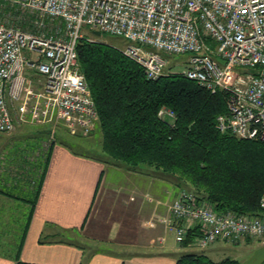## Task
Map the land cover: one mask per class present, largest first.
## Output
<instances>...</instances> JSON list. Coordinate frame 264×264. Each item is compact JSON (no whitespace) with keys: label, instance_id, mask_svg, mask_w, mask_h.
<instances>
[{"label":"built area","instance_id":"2783aa9c","mask_svg":"<svg viewBox=\"0 0 264 264\" xmlns=\"http://www.w3.org/2000/svg\"><path fill=\"white\" fill-rule=\"evenodd\" d=\"M1 2L15 7L35 29L0 20V132H12L19 124L62 123L85 135L95 129L99 115L77 49L80 40H96L81 31L88 25L128 38L123 52L149 78L164 73L161 50L189 52L181 73L213 93L223 89L227 94L220 128L264 140V0ZM159 114L175 116L165 108ZM260 206L264 211V192ZM169 209L164 222L181 245L190 232V245L202 248L264 238V214L219 211L187 188Z\"/></svg>","mask_w":264,"mask_h":264},{"label":"trees","instance_id":"16d2710c","mask_svg":"<svg viewBox=\"0 0 264 264\" xmlns=\"http://www.w3.org/2000/svg\"><path fill=\"white\" fill-rule=\"evenodd\" d=\"M77 49L99 115L94 130L100 134V153L93 157L170 177L179 186L181 181L190 183V190L219 211L264 214L260 206L264 140L240 138L220 128L218 116L227 112L223 89L213 93L181 72L149 78L139 62L102 40H80ZM161 108L173 110L175 116H161ZM52 144L39 164L40 172L19 171L14 176L9 162L0 164V254L18 264H32L21 260V250ZM11 182L14 185L9 188L19 193L5 189ZM185 240L182 247L190 245L192 232ZM176 264L241 263L232 257L214 260L203 251H191L179 255Z\"/></svg>","mask_w":264,"mask_h":264},{"label":"crops","instance_id":"0c3cea01","mask_svg":"<svg viewBox=\"0 0 264 264\" xmlns=\"http://www.w3.org/2000/svg\"><path fill=\"white\" fill-rule=\"evenodd\" d=\"M50 129L47 124H19L12 132H0V164L9 162L18 173L39 171L53 142L21 260L32 264H176L182 245L176 243L180 246L173 250L170 242L175 237L164 222L182 189L176 180L75 151L54 139ZM251 239L225 241L227 246L215 242L210 245L211 258L237 259L216 254L225 249L236 252ZM257 262L253 256L240 261ZM0 264L18 262L0 254Z\"/></svg>","mask_w":264,"mask_h":264},{"label":"rangeland","instance_id":"374dc122","mask_svg":"<svg viewBox=\"0 0 264 264\" xmlns=\"http://www.w3.org/2000/svg\"><path fill=\"white\" fill-rule=\"evenodd\" d=\"M11 8L8 4L6 5L2 2L0 3V20L8 24H18V25L21 24L25 28L35 29V27L34 28L32 26L29 27L30 24L28 22L23 21L24 19H22V17L18 15L19 13L15 7H11ZM29 14L31 15V13H28L27 15ZM81 31L87 36H96V40L98 41L102 40L104 42L110 43L121 49H125L130 43L128 38L122 35L111 34L108 32H101V35L97 36L93 32V29L90 28V26L88 25H84ZM160 52L162 56L164 57V59L166 60V64L164 66V72L180 73L188 64V60L190 57L189 52L180 53V54L168 52L165 50H161ZM47 125H49V127L51 128L50 130L54 132V135H55L54 139H56L57 141L66 142L69 146H71V149L78 151V152L86 153L89 155H97L100 153V147L98 144L99 139H100L99 137L100 134L96 130H94L93 133L85 135V134H80V133L76 134V133L70 132L62 123H57L56 125H54V127L51 124H47ZM19 173L18 171H14L12 174L14 176H17ZM181 182H183V183H180L181 188H189V189L193 188L190 183H187V182L184 183V181H181ZM11 185H14V183L11 182L8 186L6 185L5 189H8L12 191L13 193L20 192L18 191V189L9 188L11 187ZM172 238L173 237H171V239ZM262 240H264V238L252 237L250 243L247 246H244L238 249L239 251L237 250L236 252H234L233 249H225L226 251L224 250V251L217 252L216 256L221 257V256L228 254L231 256H235L237 259H239L241 262H244V263H245V258L249 256H253V257H256L258 264H264V243L262 242ZM170 243L174 244L175 246V249L173 250H177L178 249L177 247L180 246L176 244L177 242L174 240V238L171 240ZM216 243L218 245L227 246V243H225V241H218ZM210 248H211L210 245L206 248H202L198 245H189V246L181 247L180 249L182 250L178 251L176 255L179 256L184 252L203 251L208 256L211 255L210 257H212V254L209 252ZM165 249L169 250V248H165Z\"/></svg>","mask_w":264,"mask_h":264},{"label":"water","instance_id":"95a60500","mask_svg":"<svg viewBox=\"0 0 264 264\" xmlns=\"http://www.w3.org/2000/svg\"><path fill=\"white\" fill-rule=\"evenodd\" d=\"M97 36L101 35V31L100 30H94L93 31Z\"/></svg>","mask_w":264,"mask_h":264}]
</instances>
